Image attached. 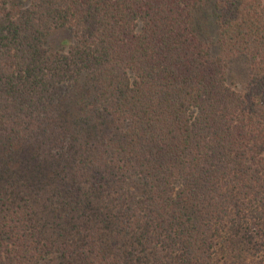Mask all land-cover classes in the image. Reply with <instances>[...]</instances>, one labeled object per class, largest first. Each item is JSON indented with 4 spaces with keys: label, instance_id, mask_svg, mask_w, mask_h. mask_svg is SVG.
<instances>
[{
    "label": "trees",
    "instance_id": "1",
    "mask_svg": "<svg viewBox=\"0 0 264 264\" xmlns=\"http://www.w3.org/2000/svg\"><path fill=\"white\" fill-rule=\"evenodd\" d=\"M205 1L0 0V264H264V0Z\"/></svg>",
    "mask_w": 264,
    "mask_h": 264
},
{
    "label": "rangeland",
    "instance_id": "2",
    "mask_svg": "<svg viewBox=\"0 0 264 264\" xmlns=\"http://www.w3.org/2000/svg\"><path fill=\"white\" fill-rule=\"evenodd\" d=\"M28 0H9L11 7H14L16 4L25 5ZM212 11H211V0H206L201 10L198 12L197 20L199 23L202 33L208 32L213 34L212 31ZM73 35L69 29L65 27H55L53 28L45 37V46L49 50H65L68 45L72 42ZM243 69L244 63L239 59L229 60V70H228V79L236 87H241L243 85Z\"/></svg>",
    "mask_w": 264,
    "mask_h": 264
}]
</instances>
